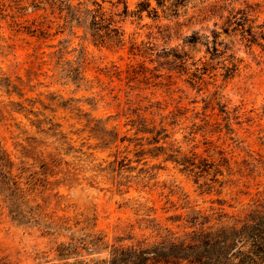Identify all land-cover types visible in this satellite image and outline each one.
<instances>
[{
  "label": "rangeland",
  "instance_id": "374dc122",
  "mask_svg": "<svg viewBox=\"0 0 264 264\" xmlns=\"http://www.w3.org/2000/svg\"><path fill=\"white\" fill-rule=\"evenodd\" d=\"M0 0V264H112L264 198V0H189L101 42L74 8ZM202 218H199L201 221Z\"/></svg>",
  "mask_w": 264,
  "mask_h": 264
},
{
  "label": "trees",
  "instance_id": "16d2710c",
  "mask_svg": "<svg viewBox=\"0 0 264 264\" xmlns=\"http://www.w3.org/2000/svg\"><path fill=\"white\" fill-rule=\"evenodd\" d=\"M105 2V0H103ZM189 0H157L159 7L179 12ZM123 10L108 13L102 3L94 1V8L86 5L74 8L78 21L88 22L95 39L123 40V18L129 15L127 0ZM148 11L157 16L158 8H151L150 0L141 1L133 15L142 17ZM0 176L7 183L19 182L13 174V163L0 139ZM202 218L199 221V218ZM210 216L199 211L191 220V229L182 233L170 231L152 245H138L114 250L112 264H264V198L253 199L252 203L239 213L221 215L210 225Z\"/></svg>",
  "mask_w": 264,
  "mask_h": 264
}]
</instances>
